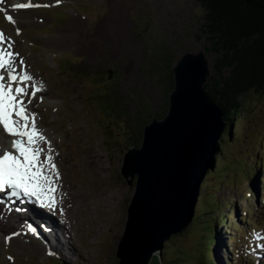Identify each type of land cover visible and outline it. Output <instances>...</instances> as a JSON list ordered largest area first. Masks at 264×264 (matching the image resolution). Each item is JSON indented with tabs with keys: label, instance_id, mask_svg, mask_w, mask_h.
Instances as JSON below:
<instances>
[{
	"label": "rangeland",
	"instance_id": "obj_1",
	"mask_svg": "<svg viewBox=\"0 0 264 264\" xmlns=\"http://www.w3.org/2000/svg\"><path fill=\"white\" fill-rule=\"evenodd\" d=\"M15 1L48 7L13 11L11 6ZM0 4V31L3 34L5 31L12 42L13 52L19 53L17 64L22 58L24 65L20 68H26L33 77L31 84L42 82L43 92L49 88L55 92L50 96L40 91L35 96L32 113L36 114V120L42 118L48 130L45 136L50 140L58 139V151L68 156L62 162V177L70 186H85L74 170L80 163L79 138L96 144L95 150L103 156L102 177L94 188L89 185L84 192L89 194V200L96 197L94 194L101 198L104 194L110 198V207L99 214L95 226L88 222L94 221L88 211L80 214L81 225L74 226L77 233L74 240L79 247L93 251V256L84 264H119L118 243L136 190V178L130 185L131 176L126 177L122 170L128 147L141 143L144 125L153 117L162 118L167 113L169 95L175 84L173 68L183 54L203 51L209 65L208 77H219L214 61L220 52L213 49L215 43L204 28L205 8L200 0H61L59 4L56 0H0ZM113 8L119 10L123 20L117 31V44L113 45L111 36L90 48L77 50L96 37L98 20L108 17ZM6 12L13 17L12 21L7 19ZM72 17L80 18L76 31L68 36L59 34ZM228 72L226 69L224 74ZM246 100L249 102L247 116L237 120L231 139L224 144L223 151L217 153L215 164L219 172L204 187L209 191L208 199L215 198L219 203L211 201L203 210L206 213L195 211L197 216L193 223L166 241L163 252L155 254L150 264H208L210 258L219 264H264L261 244L264 243V197L263 201L259 198L261 190L264 193V183L254 184L250 178L246 179L250 174L247 170H252L260 156H264V95L252 93ZM78 122L85 132L73 133V126ZM0 147L5 146L0 144ZM263 166L260 165L255 174H259V180ZM16 202L17 207L0 204V264H74L60 259L51 250L42 251L38 245L48 238L45 233L50 230L47 219L41 216L52 214L47 209L23 213L18 207H26L21 201ZM233 207L237 220L232 217ZM9 208L16 209L11 225L3 219L4 211ZM206 209L230 215L237 229L240 228L244 243L251 237L246 259L231 256V248L238 243L229 237L236 232L227 226L220 227L216 221L212 223L216 214H208ZM244 211L251 219L249 224L241 215ZM104 219L106 223L102 222ZM99 224L104 228L95 235ZM212 224L217 231L210 245ZM251 224L255 229L245 234ZM30 227L36 232L28 230ZM13 233L19 235L13 236ZM94 235L96 238L91 242ZM51 257L58 261L45 259Z\"/></svg>",
	"mask_w": 264,
	"mask_h": 264
},
{
	"label": "water",
	"instance_id": "obj_2",
	"mask_svg": "<svg viewBox=\"0 0 264 264\" xmlns=\"http://www.w3.org/2000/svg\"><path fill=\"white\" fill-rule=\"evenodd\" d=\"M204 54L187 52L177 61L166 115L146 124L141 144L125 153L122 170L131 176L130 185L136 178V190L118 243L119 264H150L192 219L200 183L226 126L205 87Z\"/></svg>",
	"mask_w": 264,
	"mask_h": 264
},
{
	"label": "bare ground",
	"instance_id": "obj_3",
	"mask_svg": "<svg viewBox=\"0 0 264 264\" xmlns=\"http://www.w3.org/2000/svg\"><path fill=\"white\" fill-rule=\"evenodd\" d=\"M13 3L21 4V3H25V1L24 2L19 1ZM11 9L13 11L21 10L20 8L14 7L13 4L11 6ZM23 9H27V8H23ZM122 22L123 20L121 19L119 10L113 8L112 13L109 14L108 17L98 20L97 22L98 30L96 33L97 34L96 37L93 40H90L85 46L80 45L79 47H77V50L78 48L79 50L90 48L94 43H98L102 40L104 41L105 39L107 40L111 36H113L111 37L113 40V45L117 44L118 42L117 33L119 32L118 29H120ZM80 23L81 22L79 17H72L71 21L68 22L66 26L60 29L59 34H64L68 36L69 34L73 33V31H76L75 27H77ZM4 37H5V47H7L8 38L5 32H4ZM11 50L13 51V49ZM16 64H17V60H16ZM17 70L18 71L21 70L20 65H18ZM4 75L5 78L7 79V72H5ZM28 83L31 84V81H29ZM40 94H47L50 96H54L55 92L51 88H49L45 90V92L41 91ZM36 99L37 97L32 98L31 105L29 104L27 105V110L29 113H32V109L35 106ZM25 103H27V98H25ZM36 123H37V127L42 130L44 135H47L48 130L44 128L42 118L39 121L37 119ZM81 132H85L83 125L80 122L74 124L73 133L79 134ZM10 136L11 135L7 134L6 132H3L2 135L3 142H5V140L7 141V139ZM46 138L48 141L51 142V149H52V155L54 157V162L59 170V178L58 179L54 178L56 190L53 193V195L57 201L56 206L54 208H49L47 206L41 205L35 198L28 197L23 194H21L20 196H12L10 194V190H6L4 201L0 202V204L3 203V204H7V206L9 205L12 207V205H14V207L15 206L17 207L18 202L16 201H21L23 207L27 208L26 210L28 211V213L32 210L37 211L38 209H42V210L47 209V211L52 215L41 216L43 219H47V221L45 222L50 227L49 233H45L48 234V238H46V240L44 239V242L42 244H38L42 249V251L51 250L60 259L62 258L63 260H68L70 262H73L74 264L75 263L84 264V262L88 261L90 257L93 256V251L91 252L88 250H82L79 247L80 245L77 244L76 241L74 240V237L77 236V233L75 231L76 229L74 228V226L81 225L80 214L85 211L89 212V215L94 219V221L90 222L87 219L86 220L89 223H91V225L95 226V224H97V219L99 218V214L103 213L106 209L110 207V203H111V201L109 203L110 198L104 196V194H102L103 196L102 198L100 197L101 195L94 194L96 197L95 198L91 197L92 199L89 200L88 199L89 194L87 192L86 193L84 192V189L89 185L90 188L91 187L94 188L96 184L99 182L100 177H102L101 173L104 172L100 171V167L102 165L103 156L100 154V151L98 149L95 150L96 144L93 145L92 143H90L91 144L90 145L89 140L87 143V141H84L82 137L79 138L78 141L79 147L77 151H78V156L80 157V163L76 164V169L74 170L77 172L78 175L81 176L82 185L85 186L84 188L83 187L81 188L80 186L78 187L70 186L62 177V171L64 169V165L62 162L67 160L68 156L63 152L58 151L60 146L58 139L53 138L50 140L48 137ZM40 146L45 149V153L41 155V160H44L47 154L48 144L45 142H41ZM70 169L71 168H69V170ZM45 174H49L47 169H45ZM88 175H92V177H88ZM89 204H91V206ZM10 209L11 208H9L7 211H4L5 215L3 219L7 224L11 225L10 219H12V217L15 215L16 209L15 208L11 210ZM36 214L39 215L38 212ZM93 214H96L97 216ZM106 221L107 219L102 220L103 223H106ZM35 227H37V225H35ZM103 228H104L103 225L100 224L96 225L94 231L95 235L102 232ZM62 234L66 237V239H64ZM95 235L92 236L91 242L95 240L96 238ZM49 239L52 242L49 241Z\"/></svg>",
	"mask_w": 264,
	"mask_h": 264
},
{
	"label": "trees",
	"instance_id": "obj_4",
	"mask_svg": "<svg viewBox=\"0 0 264 264\" xmlns=\"http://www.w3.org/2000/svg\"><path fill=\"white\" fill-rule=\"evenodd\" d=\"M200 1L206 10L204 28L215 43L213 49L220 52L214 61L219 77H209L205 87L224 114L226 127L217 145L223 148L237 120L247 116L246 98L252 93L264 95V0ZM226 69L229 72L224 74ZM218 170L208 171L209 181ZM209 204L207 193H203L196 211ZM220 222L227 223L226 219Z\"/></svg>",
	"mask_w": 264,
	"mask_h": 264
},
{
	"label": "snow or ice",
	"instance_id": "obj_5",
	"mask_svg": "<svg viewBox=\"0 0 264 264\" xmlns=\"http://www.w3.org/2000/svg\"><path fill=\"white\" fill-rule=\"evenodd\" d=\"M56 3H61V0H56ZM14 7L23 9L48 5H34L29 2ZM7 19L12 21L13 17L8 15ZM19 32L20 29L17 28V34ZM12 46V42L8 40L5 47V37L0 31V125L7 134L16 137L11 144L14 151L4 150L0 154V192L10 190L12 196L23 194L35 198L41 205L54 208L57 201L53 193L56 190L55 179L59 178V170L54 162L51 142L37 127L36 114L27 110V105L42 91L43 85L42 82L29 84L33 77L26 68L17 70L16 58L19 53L13 52ZM19 65H24L22 58ZM41 142L48 144L44 160H41V155L45 153V149L40 146ZM45 169L49 174H45ZM7 239L10 240L11 236Z\"/></svg>",
	"mask_w": 264,
	"mask_h": 264
}]
</instances>
